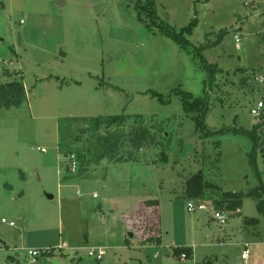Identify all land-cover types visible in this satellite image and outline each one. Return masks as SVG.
Here are the masks:
<instances>
[{
  "label": "rangeland",
  "instance_id": "obj_1",
  "mask_svg": "<svg viewBox=\"0 0 264 264\" xmlns=\"http://www.w3.org/2000/svg\"><path fill=\"white\" fill-rule=\"evenodd\" d=\"M144 1L0 0V82L26 90L20 106L0 108V219L15 222L0 223V264H264L256 200L215 218L224 190L264 183V126L256 141L235 130L264 120L251 113L264 96V0H154L158 22L202 48L211 82L197 52L148 26ZM183 91L190 105L207 101L205 130ZM198 172L218 190L188 211L186 183ZM146 200L158 201L153 237L135 213ZM95 211L107 227L100 260L86 247L97 241H86ZM113 213L129 246L118 245ZM29 245L51 251L28 263ZM178 247L193 256L181 260Z\"/></svg>",
  "mask_w": 264,
  "mask_h": 264
},
{
  "label": "trees",
  "instance_id": "obj_2",
  "mask_svg": "<svg viewBox=\"0 0 264 264\" xmlns=\"http://www.w3.org/2000/svg\"><path fill=\"white\" fill-rule=\"evenodd\" d=\"M142 9H145L149 16L148 26L157 27L162 34L170 37L172 40H174L181 46L191 48L201 56L203 66L207 70L211 82L217 71L214 69V67L207 64L202 53V48L194 46L189 39L185 38L181 33L175 31L173 28L161 25L158 22V17L156 15L154 0H145ZM227 32H228L227 29H223L220 32L218 41L215 42L214 44L216 45L221 40V38L224 35H226ZM181 95L183 99V106L186 112L199 113V115L195 117L196 125L200 129L205 130L206 129L205 117L208 111L207 101L204 98L195 99L194 101L195 105L193 106L188 104V100L190 99L191 96L189 93L183 91L181 92ZM160 97L162 96L160 95ZM25 99H26V90L24 84L21 81L13 80L5 83L0 82V108L18 107L25 101ZM259 116L263 117L264 119V113H262ZM119 118H120L119 116L114 117V119L117 120ZM263 126H264V120L263 121L261 120L258 124H255L251 130H246L244 128L235 129V130L250 135L253 138V140L256 141L258 138L256 137L257 136L256 134L258 131L262 130ZM221 131H224V128ZM249 162L255 174L259 177L258 173L256 172L255 163L253 162V157L249 156ZM216 190H218L217 186L215 184L208 182L206 178H204L202 173L198 172L192 178L187 180L184 196L188 199H194V198L198 199L204 197L206 191L210 195L212 192H216ZM222 193H223L222 197L216 200V206L218 207L217 210L219 208L222 209V207H224L227 211L237 212L242 207L244 197H251L252 199L256 200L257 209L259 213L264 217V183L262 181H259L258 185L244 191L224 190ZM157 207H158V201L146 200L140 203L139 208L135 212L136 215L140 217V219L145 220L146 218L149 222H152L154 229L152 230L151 237H153L154 234H156L159 229L158 220L156 217ZM130 220L131 219H128V221ZM246 221L249 224H257L258 218H248ZM130 224L132 223L130 222ZM139 226L140 224H138V228ZM152 241L155 242L156 238ZM175 249H176L175 250L176 254H181V252L185 251L188 255V258L192 256V249L190 247H182V248L178 247Z\"/></svg>",
  "mask_w": 264,
  "mask_h": 264
},
{
  "label": "built area",
  "instance_id": "obj_3",
  "mask_svg": "<svg viewBox=\"0 0 264 264\" xmlns=\"http://www.w3.org/2000/svg\"><path fill=\"white\" fill-rule=\"evenodd\" d=\"M247 4V3H246ZM21 23H23V20H21ZM236 41H239V37H237L235 35ZM259 82L264 83V76H261L259 78ZM251 113L255 116H259L262 113H264V96L258 100V102L256 103V105H254L251 108ZM70 157L73 159V155H70ZM76 167V162L73 161L72 166L70 167L71 170H73ZM204 208V204L200 201V200H195V199H190L187 203V209L188 211H195L197 209L201 210ZM215 218L220 222V223H224L226 218L222 215V212L216 210L215 213ZM0 223L3 224H8L10 226H14L15 222L12 220H8L5 217H2L0 219ZM246 248L243 250L242 252V258L243 259H247L248 255H249V250H248V243H245ZM25 254L27 256V261L28 263H36L38 262V260L40 258H42L45 254L50 253L51 249L50 248H41V247H30V248H25L24 249ZM105 253V248L103 247H99V248H89L87 251V254L89 256H94L97 259H102V256ZM188 258V255L185 251L181 252L180 254V259L181 260H186Z\"/></svg>",
  "mask_w": 264,
  "mask_h": 264
},
{
  "label": "crops",
  "instance_id": "obj_4",
  "mask_svg": "<svg viewBox=\"0 0 264 264\" xmlns=\"http://www.w3.org/2000/svg\"><path fill=\"white\" fill-rule=\"evenodd\" d=\"M65 184L66 185H68V186H74L75 188H77L78 187V182H76V181H73V179L72 178H70V179H66V181H65ZM65 184H63V185H65ZM88 189V188H87ZM77 193H79V191H77ZM55 196L53 195V197L52 198H54ZM93 197H96V198H98L99 196L94 192L93 193ZM100 204H102V205H104L103 203H101V201H99L98 203H97V206L99 207V205ZM243 204V203H242ZM241 210V209H240ZM240 212V211H239ZM238 212V213H239ZM101 212H98V211H95V214H94V217H93V215H91V217L87 220V222H88V224H87V226H88V229L86 230V235H87V237H86V241L87 242H89V241H91V240H93V238H95V239H97V241L95 242V243H93V241H92V243L90 244V245H86V247H87V250L89 249V248H99V247H103V248H107V243H105L102 239L100 240V238L101 237H103V235H106V232H107V227H106V224H105V220H101L100 219V221H98V220H95V218L97 217V216H99L98 214H100ZM241 213V212H240ZM97 215V216H96ZM101 216H103V217H105V214H100ZM241 215H242V213H241ZM101 216H99V217H101ZM113 219H115L116 220V222L117 223H119L120 224V227H121V230H122V234H123V236H122V238H123V242H122V239L120 240L121 241V243H119L118 245L120 246V247H126V246H129V243H128V240H127V238H126V233L128 232V229H126V226H124V221H121V216H120V218H119V216H117V214H115V213H113L112 214V216H111ZM94 220L97 222V223H95L94 222ZM125 224H127V225H129L130 226V222L127 220H125ZM103 234V235H102ZM102 235V236H101ZM98 239H99V241H98ZM95 241V240H94ZM30 247H38V246H32V245H29V246H24V247H22V250L24 251V249L25 248H30ZM57 247H59V248H61V250H66V249H69V248H73V246L72 245H69L66 241H64V242H60V243H58L57 244ZM191 248V247H190ZM192 249V248H191ZM192 256H193V249H192ZM54 258H56V257H54ZM59 260H62L61 258H59ZM62 263H64V264H66V262H65V260L63 259L62 261H61ZM37 263V262H36Z\"/></svg>",
  "mask_w": 264,
  "mask_h": 264
},
{
  "label": "water",
  "instance_id": "obj_5",
  "mask_svg": "<svg viewBox=\"0 0 264 264\" xmlns=\"http://www.w3.org/2000/svg\"><path fill=\"white\" fill-rule=\"evenodd\" d=\"M49 198H52V195H48ZM238 215H241V213L239 212ZM130 235L132 236V233H130Z\"/></svg>",
  "mask_w": 264,
  "mask_h": 264
}]
</instances>
